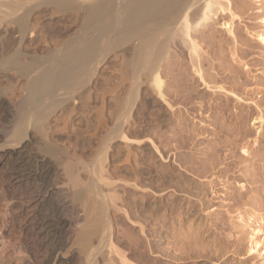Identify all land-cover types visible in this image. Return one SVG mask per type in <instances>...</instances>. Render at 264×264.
I'll return each mask as SVG.
<instances>
[{"label": "bare ground", "instance_id": "6f19581e", "mask_svg": "<svg viewBox=\"0 0 264 264\" xmlns=\"http://www.w3.org/2000/svg\"><path fill=\"white\" fill-rule=\"evenodd\" d=\"M222 10L225 9L219 0H0V81L9 83L8 86L0 85L6 86L0 88V132L3 135L0 134L6 136L0 142V172H7L0 178V194L9 203V217L5 223L8 224V231L16 233V245L23 255V262L20 260L23 264H149L146 250L164 257L163 250H156L151 241H148L149 245L146 243V247L140 243L136 248L132 246L126 253L117 249L118 240L115 242L117 238L115 241L113 238L114 216L111 213L112 201L115 200L112 194L115 193H110L112 175L106 163L109 158L108 145L119 139L129 140L125 128L130 124L131 111L136 107L134 104L142 92L149 95L153 93L168 106L160 64L167 56H171V47L178 52L176 55L181 56L187 49L189 54L195 56L197 45L192 34L205 32L209 22ZM262 21L264 23V19ZM228 32L231 34L230 27ZM263 35L258 34L257 38L264 43ZM175 53L173 51L172 55ZM109 56H112V69L108 79L111 85H115L114 88H118L114 89L116 92L111 90L114 93L110 98L113 100L110 108L112 113L109 115L112 127L108 129L109 133L106 131L108 134L105 138L102 136L104 139H98L100 143L95 147L90 162H85L82 156L79 155L82 157L79 158L73 152L70 153L72 149L76 150L77 142L73 143L72 137L77 136L78 127L76 132L72 131L74 128L68 131H72L73 136L69 134L61 138V135L55 134L58 125L56 127L50 121L57 113L61 114V118L70 119L77 104L76 93L92 81L91 78L95 77ZM194 72L205 84L203 73L198 69ZM94 86L96 88V84ZM17 87L19 92L14 95ZM92 90H86V96L91 99L96 92ZM104 91H99L103 92L99 94L101 101L106 95ZM7 95L13 101L6 99ZM183 98L186 100V97ZM102 107L96 112V118L93 115L97 119H93L96 123L95 132L107 125ZM4 120L9 125L6 128L1 127ZM57 121H61L60 116ZM79 133L78 136L82 134ZM205 170L203 172L206 173ZM171 173L156 175L164 181L170 179ZM25 184L36 187L34 191L37 193L28 216L24 215V206L21 204L23 196L19 193ZM59 186L61 190H58ZM62 188L64 194H61ZM188 191L192 193V190L191 193ZM255 224V216L250 215L248 227ZM70 230L73 232L69 236ZM156 234L158 236V232L154 231L151 238ZM253 234L258 237L251 240L248 252L264 257L263 232L260 228H253ZM195 253L201 254L197 250ZM115 257L118 262H115ZM153 262L173 264L170 261L159 262L156 258ZM7 263L0 260V264Z\"/></svg>", "mask_w": 264, "mask_h": 264}, {"label": "rangeland", "instance_id": "374dc122", "mask_svg": "<svg viewBox=\"0 0 264 264\" xmlns=\"http://www.w3.org/2000/svg\"><path fill=\"white\" fill-rule=\"evenodd\" d=\"M219 1L225 10L216 13L205 32L192 34L197 45L196 55L184 49V53L179 56L175 48L171 47V56H167L160 64L159 70L166 84L164 98L168 106L153 93L149 95L142 92L134 104L136 107L131 111L130 124L125 128L129 140L119 139L108 145V159L111 158V162L107 159L106 163L112 175L110 193H115L112 194L115 200L112 201L114 205L111 206V213L114 216L113 238L114 241L117 238L115 242L118 240L116 247L126 253L130 247H138L139 243L146 247L148 241L153 242L156 250H163L162 254L165 255L162 257L160 253L146 250L149 264H155V258L159 262L170 261L173 264H264L263 256L250 255L248 252L251 240L258 237L254 236L253 228H260L263 232L261 240L264 245V43L257 38L258 34L264 33V0ZM229 27L231 34L228 32ZM173 51L175 55H172ZM111 60L112 56H109L97 76L91 78L87 87L79 90L80 95L79 91L76 93L75 113L70 114V119L62 117V120L61 114L57 113L54 115L56 120L53 116L50 121L56 127L58 125L55 134L61 135V138L72 135V131L76 132L78 127L77 136L72 135L73 143L77 142V151L72 149L70 153L82 156L85 162H90L95 147L100 143L98 139L107 135L112 127L109 115L112 113L113 100L110 98L114 95L112 91L118 88H114L115 85H111L108 79L112 69ZM196 69L203 73L205 84L198 79L194 72ZM2 84L9 85L6 80H1ZM100 86L102 89L106 87L105 91L108 89L109 92ZM89 88L94 89L92 92L96 91L92 99L86 96ZM16 89L14 95L19 92V88ZM175 90L177 94L173 96ZM99 91L106 94L104 103L99 95L103 92ZM95 95H98L97 99ZM7 98L13 101L8 95ZM101 107L104 108L102 113L107 117V125L95 132L94 120H97L96 112ZM56 115L60 116L61 121H57ZM4 121L6 125L1 122V127L6 128L9 125ZM78 133L82 136H78ZM1 134L2 143L6 136ZM209 163H215V166L213 164L211 169ZM203 168L207 169L206 173ZM1 172L0 178H3L7 172ZM134 172L143 174L136 176ZM162 172H172L173 177L171 174L169 176L172 181L169 180L175 183H170L168 179L161 181L157 175ZM188 185L195 187L192 189ZM31 186L25 184L19 192L23 196L21 204L24 206V215L28 214L37 199L34 191L36 187ZM184 188L190 193L192 190L191 194L197 191V196L189 194ZM200 190L201 196L198 194ZM8 207L9 203L0 194V260L7 264H23V255L16 245V233L8 231V224L5 223L9 217ZM250 215L256 219L255 226L251 228L247 225ZM154 231L158 232V236L156 234L151 238ZM72 232L70 230L68 235ZM196 250L201 254L195 253ZM166 255L177 260L179 256V260L166 258Z\"/></svg>", "mask_w": 264, "mask_h": 264}]
</instances>
